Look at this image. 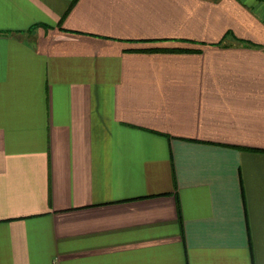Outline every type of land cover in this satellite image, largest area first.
Segmentation results:
<instances>
[{
  "label": "crops",
  "instance_id": "1",
  "mask_svg": "<svg viewBox=\"0 0 264 264\" xmlns=\"http://www.w3.org/2000/svg\"><path fill=\"white\" fill-rule=\"evenodd\" d=\"M0 264H264V0H0Z\"/></svg>",
  "mask_w": 264,
  "mask_h": 264
},
{
  "label": "trees",
  "instance_id": "2",
  "mask_svg": "<svg viewBox=\"0 0 264 264\" xmlns=\"http://www.w3.org/2000/svg\"><path fill=\"white\" fill-rule=\"evenodd\" d=\"M219 44H221V43H219ZM148 51H157V52H166V51H172V52H179V51H181V52H192V50H190V49H181V48H179V49H170V48H166V49H161V48H154V49H150V50H148Z\"/></svg>",
  "mask_w": 264,
  "mask_h": 264
}]
</instances>
